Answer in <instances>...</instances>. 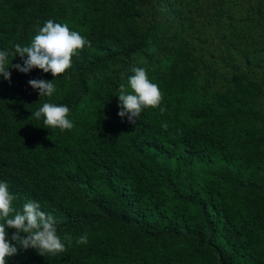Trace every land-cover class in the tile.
<instances>
[{
    "label": "trees",
    "instance_id": "1",
    "mask_svg": "<svg viewBox=\"0 0 264 264\" xmlns=\"http://www.w3.org/2000/svg\"><path fill=\"white\" fill-rule=\"evenodd\" d=\"M71 1L56 17L48 0L0 1V51H14L29 10L91 42L72 58L84 72L163 43L143 68L166 111L146 108L130 124L118 115L120 87L93 78L76 95L55 82L40 97L28 81L52 74L21 73L10 54L0 181L15 209L36 201L56 218L66 250L21 249L7 264H264V0ZM46 102L69 107L72 130L31 117Z\"/></svg>",
    "mask_w": 264,
    "mask_h": 264
},
{
    "label": "clouds",
    "instance_id": "2",
    "mask_svg": "<svg viewBox=\"0 0 264 264\" xmlns=\"http://www.w3.org/2000/svg\"><path fill=\"white\" fill-rule=\"evenodd\" d=\"M91 42L79 32L70 30L67 23H56L47 20L39 27L29 46L15 44L14 51H0V76L10 82L14 68L21 73H29L32 69H40L51 73L53 80L31 79L29 85L38 90L39 96L51 97L56 91L55 79L72 67V58L78 56ZM17 54L23 59V64H9V55ZM134 75L128 77L131 92H126L125 86L120 85L118 115L127 117L130 124L136 125L141 113L146 108H159L161 114L166 109L161 107L163 93L159 86L153 83L148 72L143 67L132 69ZM70 109L67 105L44 103L31 117L43 119L44 128H59L61 131L72 130L73 122L68 119ZM164 129L167 124H163ZM16 200L9 191L7 182L0 181V264L18 254L21 249H34L41 256L56 255L66 250L65 243L57 235V220L50 213L41 210L36 201H28L21 210L13 206ZM8 229L15 231L9 236ZM23 234V235H22ZM70 239V238H69ZM78 244H87V235L77 240Z\"/></svg>",
    "mask_w": 264,
    "mask_h": 264
},
{
    "label": "rangeland",
    "instance_id": "3",
    "mask_svg": "<svg viewBox=\"0 0 264 264\" xmlns=\"http://www.w3.org/2000/svg\"><path fill=\"white\" fill-rule=\"evenodd\" d=\"M48 3L52 4L55 8L51 17L66 14L72 11L75 7V3L71 0H48ZM28 16L33 17L34 22L31 25H24L22 23L18 26L13 38L11 46L12 49H14L13 46L15 44L23 43L27 39L29 33L34 28L38 27L42 21H47L49 19V17L43 16L41 13L31 10L28 11ZM110 45V43H107L108 47H110ZM163 46V43H158L146 50L128 57L127 59L118 58L108 60L103 62L99 68L88 72L81 70L82 67L78 65L77 67L69 68L64 74L57 77L54 82H62L69 85L72 87L74 95L80 92L79 85L84 80L90 78L102 81L109 88V90H116L121 84H125L133 68L149 66L155 54H157Z\"/></svg>",
    "mask_w": 264,
    "mask_h": 264
}]
</instances>
